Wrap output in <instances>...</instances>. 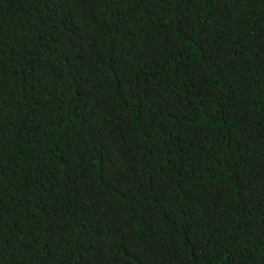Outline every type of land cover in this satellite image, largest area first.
<instances>
[{"label":"trees","instance_id":"obj_1","mask_svg":"<svg viewBox=\"0 0 264 264\" xmlns=\"http://www.w3.org/2000/svg\"><path fill=\"white\" fill-rule=\"evenodd\" d=\"M0 264H264V0H0Z\"/></svg>","mask_w":264,"mask_h":264}]
</instances>
